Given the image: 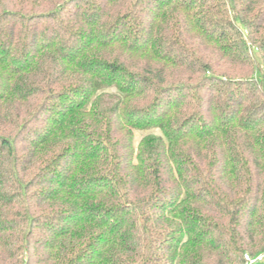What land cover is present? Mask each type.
<instances>
[{
    "label": "trees",
    "instance_id": "1",
    "mask_svg": "<svg viewBox=\"0 0 264 264\" xmlns=\"http://www.w3.org/2000/svg\"><path fill=\"white\" fill-rule=\"evenodd\" d=\"M262 254L264 0H0V264Z\"/></svg>",
    "mask_w": 264,
    "mask_h": 264
},
{
    "label": "rangeland",
    "instance_id": "2",
    "mask_svg": "<svg viewBox=\"0 0 264 264\" xmlns=\"http://www.w3.org/2000/svg\"><path fill=\"white\" fill-rule=\"evenodd\" d=\"M111 92H113V90H111ZM154 133L158 134V131L155 130ZM147 134H149V132H146V131H135V139H134L135 147L138 145L139 141Z\"/></svg>",
    "mask_w": 264,
    "mask_h": 264
},
{
    "label": "built area",
    "instance_id": "3",
    "mask_svg": "<svg viewBox=\"0 0 264 264\" xmlns=\"http://www.w3.org/2000/svg\"><path fill=\"white\" fill-rule=\"evenodd\" d=\"M263 260H264V254H262L256 258H251L248 255L245 256L246 264H257L258 262H261Z\"/></svg>",
    "mask_w": 264,
    "mask_h": 264
}]
</instances>
